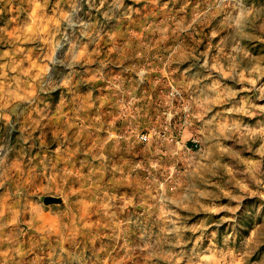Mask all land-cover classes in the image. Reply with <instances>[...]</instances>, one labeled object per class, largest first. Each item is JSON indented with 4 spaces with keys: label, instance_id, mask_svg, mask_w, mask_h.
Segmentation results:
<instances>
[{
    "label": "rangeland",
    "instance_id": "1",
    "mask_svg": "<svg viewBox=\"0 0 264 264\" xmlns=\"http://www.w3.org/2000/svg\"><path fill=\"white\" fill-rule=\"evenodd\" d=\"M0 264H264V0H0Z\"/></svg>",
    "mask_w": 264,
    "mask_h": 264
},
{
    "label": "water",
    "instance_id": "2",
    "mask_svg": "<svg viewBox=\"0 0 264 264\" xmlns=\"http://www.w3.org/2000/svg\"><path fill=\"white\" fill-rule=\"evenodd\" d=\"M61 200L59 198L46 197L44 199L45 205L60 204Z\"/></svg>",
    "mask_w": 264,
    "mask_h": 264
}]
</instances>
